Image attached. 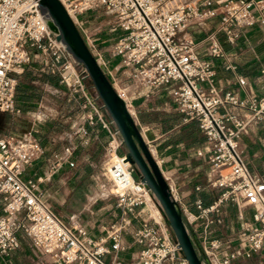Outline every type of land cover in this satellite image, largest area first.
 I'll list each match as a JSON object with an SVG mask.
<instances>
[{"label":"built area","instance_id":"obj_1","mask_svg":"<svg viewBox=\"0 0 264 264\" xmlns=\"http://www.w3.org/2000/svg\"><path fill=\"white\" fill-rule=\"evenodd\" d=\"M58 1L84 34V43L94 51L78 19L86 11L101 9L109 18V33L114 34L108 57L116 60L117 68L126 69L135 89L171 85L169 96L182 122L195 123L203 135V145L195 154L205 157L208 177L204 186L217 190V195L208 205L196 196V214L178 207L185 226L199 219H204L206 226L218 222L217 217L209 215L218 213L225 201L251 207L250 219L242 222L239 232L241 250L231 248L216 257L217 240L199 243L208 263L230 264L239 251L248 257L260 249L264 244V183L247 169L237 145L250 121L264 119V93L239 97L230 90L221 91L213 81L212 59H228L222 42L234 44L243 28L256 27L264 36V0ZM45 17L37 0H0V112L20 111L12 73H21L23 65L34 59L54 73L80 112L76 132L82 136V143H88L89 127L97 126L105 134L103 168L115 185L113 194L119 215L106 228L102 227L105 235L99 237L87 234L73 216L63 220L47 205L37 184L68 160L71 148L65 146L60 153L51 154L46 177L25 179V166L43 154L41 144L30 135L17 139L0 136V254L15 250L22 234L37 251L57 264H120L118 253L127 247L121 243V235L131 219L142 212L144 219L131 232L132 243L138 246L133 264H188L169 232L157 200L134 177L133 165L125 152H118L124 148L119 132L92 84L87 83L85 71L72 62ZM205 21L213 22L215 28L206 35L207 55L202 56L187 28ZM93 57L131 115L127 91L115 87L114 80L109 79L112 75L105 69L102 53L97 51ZM225 67L236 68L230 62ZM237 83L244 84L241 76H237ZM229 108L245 109L246 117L240 118ZM67 164L73 165L72 161ZM168 187L177 204L174 190ZM200 189V185L194 186L195 191ZM107 254L108 261L104 258Z\"/></svg>","mask_w":264,"mask_h":264},{"label":"crops","instance_id":"obj_2","mask_svg":"<svg viewBox=\"0 0 264 264\" xmlns=\"http://www.w3.org/2000/svg\"><path fill=\"white\" fill-rule=\"evenodd\" d=\"M214 28L215 25L211 21L192 24L187 28V33L195 40L197 49L202 56L207 55L206 35L208 31L214 30ZM199 34H202L203 36H200L201 38H197V35ZM218 36L220 37V34H218ZM222 47L228 59H212L214 69L213 81L215 86L221 91L230 90L236 93L239 97L262 95L264 93V36L260 34L256 27L243 28L241 29L240 35L234 44L230 45L222 42ZM32 61H34V59L29 63ZM105 61V69H108L112 75L108 76L109 79H113L116 84L125 86V90L130 96L132 111L133 113L135 112L138 117L134 123L139 129L143 140L145 142L148 141L146 139V134H148V136H152L150 139L154 142L153 147H156L159 150L161 147L159 145L162 144L163 147L159 150L160 157L157 158L155 156V158L158 160V167L166 183L174 190L178 207L186 208L188 213L196 214L197 211L193 206V199L196 196H200L202 198L203 205H208L217 195V190H208L204 186L208 177V165L205 157L197 156L195 154V150L200 148L203 143L201 146H191L189 141H186V138L180 140L177 132L179 128L187 122H182L181 116L176 107L168 108L170 103L168 104L161 99L163 95H153V87L147 86L135 89L130 78L127 76V71L121 67L117 68L116 60L108 57L107 54L105 55ZM228 62L235 65V70H230L225 67ZM29 63L25 65H28ZM37 66H39V63H37ZM237 76H241L243 78V85H239L237 83ZM145 93L147 96L143 95ZM163 94L166 95V93ZM18 104L20 105L19 102ZM168 110H171L174 113L173 118H171L168 122L169 128L161 130V123H165L163 122V119L166 116L165 113L167 112L168 114ZM229 110L235 112L240 118L246 117L245 109L229 108ZM149 113H154L155 115L152 122L147 120L144 116ZM9 116V112H0V120L3 121L4 125V127L0 126V136L17 139L16 136H19L18 131L15 126L11 125ZM79 121L80 115L78 116L77 121H74L75 126L73 125L74 129L72 130V133L78 137L81 136L76 132V124ZM31 129L32 127L30 126L29 130ZM27 134L30 135L29 132H27L26 134H22L20 138L26 137ZM198 134L204 142V137L199 130ZM166 135L171 136L165 140L164 136ZM49 140H51V138ZM79 142L81 146L84 147L83 153H85L84 151H87L89 148V151L92 153L93 150L98 149L99 147V150L101 149L103 153L101 155H104L103 145L105 143V134L97 126L88 128V143H82V136ZM65 146H69L71 148V153L68 156L67 161H73L74 156L72 153L75 149V145L73 144L72 134L64 133L59 153ZM44 147L45 146H42V149L45 152ZM237 147L247 169L251 173L257 174L264 183V119L250 121L247 124L245 132L242 133L238 139ZM151 150L153 153L155 152L153 148H151ZM119 151L120 153H124L123 148H120ZM51 154L46 163L47 171L43 173V176L45 177L49 173L48 166ZM37 161V159H34L32 160V163L28 164L33 168L32 176H34V178H32V176H23V178L35 179L40 176L39 169L33 166L37 163ZM67 161L62 162V164L57 167L49 175V177L61 168L63 164V166L69 167ZM49 177L42 182L47 181ZM195 185H200L201 189L195 191ZM111 189L112 187L110 189L100 190V192L95 191L88 195L87 200L90 202L96 198H106ZM250 212L251 207L248 205L236 206L232 202L225 201L222 203L218 213H211L209 215L214 219L217 217L218 222H213L206 226L205 220L199 219L192 224H186V227L195 237L198 245L202 241L207 243L210 240H217L219 242V247L214 252L216 257H220L231 248H238L239 250L242 249L239 232L242 222L250 219ZM239 214L241 217H239ZM144 217V213H138L136 218L131 219L127 231L122 233L121 243L125 244L127 247L123 252L118 253L120 264H133L138 246L132 243L131 232L137 226L138 221L144 219ZM112 221L113 220H110L109 223ZM108 224L103 225L98 223L92 232H89L86 229L85 230L87 234L92 237L103 236L105 235V231L102 227L106 228ZM34 253V248L32 247L30 240L24 235L19 234V246L15 250L5 254L8 256L0 254V264H27L28 262L34 261ZM42 255V259L34 261L33 264H57L52 261L49 256L44 254ZM250 256L245 257L242 255V252L239 251L235 258L231 260L230 264H248ZM104 258L108 261L110 259V254L105 255ZM123 260H125V263Z\"/></svg>","mask_w":264,"mask_h":264},{"label":"rangeland","instance_id":"obj_3","mask_svg":"<svg viewBox=\"0 0 264 264\" xmlns=\"http://www.w3.org/2000/svg\"><path fill=\"white\" fill-rule=\"evenodd\" d=\"M81 15V18L78 19L79 24L87 38L94 45L96 51L85 41L87 48H89L92 55L99 51L105 60V55L107 54V50L110 49L114 36V34L109 33L110 25L108 16L101 9L89 10ZM76 29L81 37L84 38V34L78 28ZM197 36V38H201L200 36L203 35L199 34ZM35 61H32L28 65H23L21 73H12V76L16 80L15 100L20 103V111L18 113H9L11 125L15 126L18 131L19 136H16L17 138L29 132L31 137H34L42 146H45V152L43 151L42 156L33 165L39 169V174L42 177L43 173L47 171L46 163L50 154L60 151L64 133L72 134L73 144L75 145L72 153L74 156L72 161L73 165L65 167L63 164L47 181L38 183V188L41 190L43 199L47 205L58 216L65 221L70 216H73L79 225L87 231L92 232L98 223L106 225L110 220H116L119 215V209L115 206V196L113 193H109L106 198H96L90 202L87 200L88 195L91 193L113 187V184L104 173L103 161L106 157L105 155H101L103 153L101 149L99 150V147L93 150L92 153L89 151L90 148L83 153L84 147L79 142L81 136L78 137L72 133L74 121H77L80 115L79 110L76 109L75 102L69 98V92L66 87L58 83L57 76L54 73L46 71L41 66H37L38 62L36 61V63ZM86 81L87 83L90 82L89 79ZM115 87L125 88V86L119 84H116ZM170 87L171 85L153 87L152 93L153 95H163L161 99L168 104L170 103L168 108H175L168 92ZM163 93H166V95ZM129 109L132 111L131 104ZM165 114V118H162L165 123H161V130L169 128L168 122L174 115L171 110H168V114L167 112ZM144 116L152 122L155 115L154 113H149ZM131 117L134 121L138 118L135 112L131 114ZM0 126L4 127L2 120H0ZM30 126L32 127L31 130H29ZM169 136L171 135L164 136V139L170 138ZM150 137L152 136L146 134L148 141L144 142L146 145L148 144V148H153L155 151L153 153L155 154L154 156L159 158V150L163 146L160 144L159 146L161 147L159 150L153 147L154 142L151 141ZM50 138L51 140H49ZM118 152L120 153V151ZM133 168L134 177L139 179L134 165ZM32 169L31 165H27L23 176L31 177ZM0 201L2 202L1 197ZM163 219L165 220L164 216ZM168 229L172 235L169 227ZM34 252V261L42 259V253L35 248ZM34 261L28 262L27 264H33ZM123 262L125 263V260ZM248 264H264V245L253 252Z\"/></svg>","mask_w":264,"mask_h":264},{"label":"water","instance_id":"obj_4","mask_svg":"<svg viewBox=\"0 0 264 264\" xmlns=\"http://www.w3.org/2000/svg\"><path fill=\"white\" fill-rule=\"evenodd\" d=\"M37 2L46 15V23L49 29L56 33L57 40L70 55L72 62L80 65L85 71L109 118L119 132L126 159L134 165L139 180L157 200L183 257L188 264H203V261L204 264H209L195 237L185 226L168 184L123 100L116 94L72 20L58 0H37Z\"/></svg>","mask_w":264,"mask_h":264},{"label":"trees","instance_id":"obj_5","mask_svg":"<svg viewBox=\"0 0 264 264\" xmlns=\"http://www.w3.org/2000/svg\"><path fill=\"white\" fill-rule=\"evenodd\" d=\"M177 134L180 140L186 138V141H189L191 146H201L203 143L201 136L198 134V129L193 122L183 124Z\"/></svg>","mask_w":264,"mask_h":264},{"label":"bare ground","instance_id":"obj_6","mask_svg":"<svg viewBox=\"0 0 264 264\" xmlns=\"http://www.w3.org/2000/svg\"><path fill=\"white\" fill-rule=\"evenodd\" d=\"M131 111V110H130ZM152 151V150H151ZM153 153V152H152ZM115 191V185H113V187H112V189H111V191H110V193H113Z\"/></svg>","mask_w":264,"mask_h":264}]
</instances>
